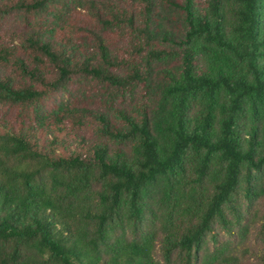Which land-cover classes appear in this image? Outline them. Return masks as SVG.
<instances>
[{"label": "trees", "instance_id": "obj_1", "mask_svg": "<svg viewBox=\"0 0 264 264\" xmlns=\"http://www.w3.org/2000/svg\"><path fill=\"white\" fill-rule=\"evenodd\" d=\"M251 210L264 0H0V264H245Z\"/></svg>", "mask_w": 264, "mask_h": 264}, {"label": "rangeland", "instance_id": "obj_2", "mask_svg": "<svg viewBox=\"0 0 264 264\" xmlns=\"http://www.w3.org/2000/svg\"><path fill=\"white\" fill-rule=\"evenodd\" d=\"M253 211L251 210V212L245 214L244 224L248 230L243 233L244 236L236 235L235 238H231V242L229 243L230 252L228 253L237 257L238 260H241L245 264H259L258 255L264 249V242L260 235V219L254 216ZM221 239L224 242L228 237L221 236Z\"/></svg>", "mask_w": 264, "mask_h": 264}]
</instances>
